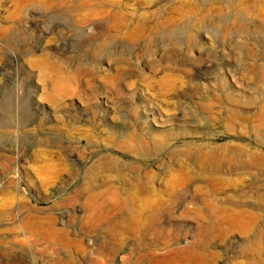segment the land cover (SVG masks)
Segmentation results:
<instances>
[{
	"label": "rangeland",
	"instance_id": "obj_1",
	"mask_svg": "<svg viewBox=\"0 0 264 264\" xmlns=\"http://www.w3.org/2000/svg\"><path fill=\"white\" fill-rule=\"evenodd\" d=\"M233 1L0 0V203L18 194L60 229L47 238L3 218L0 264H124L146 251L130 235L112 247L106 224L87 229L88 206L125 182L93 170L104 157L131 175L186 172L190 215L165 211L159 246L264 264V162L251 158L264 155V0ZM142 133L164 144L143 151ZM196 189L252 215L212 216Z\"/></svg>",
	"mask_w": 264,
	"mask_h": 264
},
{
	"label": "bare ground",
	"instance_id": "obj_2",
	"mask_svg": "<svg viewBox=\"0 0 264 264\" xmlns=\"http://www.w3.org/2000/svg\"><path fill=\"white\" fill-rule=\"evenodd\" d=\"M226 2L232 4L234 1L226 0ZM116 62L118 63V61ZM42 63L45 64L43 61ZM54 83L56 82L54 81ZM136 141L138 146L145 151L147 145H152L156 149L159 148L164 144L165 139L161 136L152 134L147 136V133H142V135L137 136ZM181 154L186 157L189 153L188 150H185ZM194 156L195 159L204 164L215 166L222 164V158L217 154L197 150ZM251 158L256 164L264 162V155L260 153L252 154ZM93 170L95 172L102 170L115 172L116 177L125 180L121 185L112 186L108 194L101 196L100 200L88 206L86 215L87 229L91 231L101 229L106 224L107 228L105 227V229L111 233L113 232L110 241L112 247L119 248L125 244V235L133 236L134 242H137L132 245V249L140 246L146 247L143 254L136 256L133 260L129 258L124 264H137L139 258L143 256L150 260V264H188V262L189 264H202L204 261L203 256L189 253L188 244L170 246V241L164 240V242L161 241L163 245L159 246L156 242L157 238L155 240V237L159 236L162 231L160 218L165 211H172L177 208L180 217L188 218L190 215L188 185H186L188 176L184 170H173L166 165L158 170L145 167L141 170V173L133 172L131 175V173H124L108 157H104L101 163L93 167ZM164 176L168 179L165 178L164 180L162 178ZM159 178L162 179L161 184L158 183ZM127 183L129 186H127ZM165 189L168 191L163 194ZM198 191L199 189H196V192ZM199 192L205 195V201L209 205V214L212 216L221 215V213L227 214L229 211L233 215L247 214L249 217L252 215L251 212L246 210L222 209L214 203L216 199L213 192ZM195 197H197L195 200L199 201V196L195 195ZM193 198L191 197V199ZM29 209L30 206L18 194L5 198L0 203V226L3 218L12 220L15 217L18 222L15 228H19L22 232L37 233L47 238H56L60 234V229L55 226V217L29 213L27 212ZM62 231L61 233H64ZM21 249L18 246L16 247L15 244L7 246V250H14V252H21ZM106 263L112 264V259L107 260Z\"/></svg>",
	"mask_w": 264,
	"mask_h": 264
}]
</instances>
